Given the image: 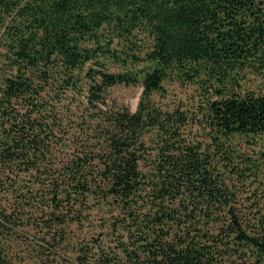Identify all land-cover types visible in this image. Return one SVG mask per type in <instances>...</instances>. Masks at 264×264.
Here are the masks:
<instances>
[{
	"label": "trees",
	"instance_id": "16d2710c",
	"mask_svg": "<svg viewBox=\"0 0 264 264\" xmlns=\"http://www.w3.org/2000/svg\"><path fill=\"white\" fill-rule=\"evenodd\" d=\"M0 264H264V0H0Z\"/></svg>",
	"mask_w": 264,
	"mask_h": 264
},
{
	"label": "rangeland",
	"instance_id": "374dc122",
	"mask_svg": "<svg viewBox=\"0 0 264 264\" xmlns=\"http://www.w3.org/2000/svg\"><path fill=\"white\" fill-rule=\"evenodd\" d=\"M169 88H173V83H167ZM177 93L181 96H184V93L182 92L181 88H177ZM142 93V86L140 85H116L111 89V96L114 98L117 103L124 104L131 108L132 110H135L139 99L141 97Z\"/></svg>",
	"mask_w": 264,
	"mask_h": 264
}]
</instances>
